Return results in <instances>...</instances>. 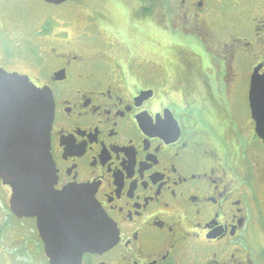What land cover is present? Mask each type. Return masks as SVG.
Listing matches in <instances>:
<instances>
[{
    "label": "flooded vegetation",
    "instance_id": "obj_1",
    "mask_svg": "<svg viewBox=\"0 0 264 264\" xmlns=\"http://www.w3.org/2000/svg\"><path fill=\"white\" fill-rule=\"evenodd\" d=\"M243 1H42L27 29L0 0V70L52 99L43 214L94 225L79 264H264V0ZM10 196L0 180V264H49L44 215Z\"/></svg>",
    "mask_w": 264,
    "mask_h": 264
},
{
    "label": "water",
    "instance_id": "obj_2",
    "mask_svg": "<svg viewBox=\"0 0 264 264\" xmlns=\"http://www.w3.org/2000/svg\"><path fill=\"white\" fill-rule=\"evenodd\" d=\"M42 1L59 5L69 0ZM52 116L49 92L36 88L26 76L0 70V180L11 188L9 205L18 218L48 213L52 221L60 210L49 155ZM257 134L264 136V131L257 129ZM88 209L94 210L92 205ZM37 218L43 220L39 231L49 264H79L81 252L92 248L94 242L88 241L94 226L91 219L81 226H57L47 222L45 215Z\"/></svg>",
    "mask_w": 264,
    "mask_h": 264
},
{
    "label": "rangeland",
    "instance_id": "obj_3",
    "mask_svg": "<svg viewBox=\"0 0 264 264\" xmlns=\"http://www.w3.org/2000/svg\"><path fill=\"white\" fill-rule=\"evenodd\" d=\"M14 3L18 6H20L21 10V17L23 18L26 28L28 29L30 26L29 24L33 22L34 15H39L41 17H44L46 14H49L51 12H54V9H51L47 7L41 0H13ZM80 1V0H78ZM243 2H247V0H244ZM69 4H66L63 6V8L67 7ZM83 13L82 11H79V15ZM115 23H119V18L114 17L113 18ZM60 25H62V21H59ZM79 29L81 28L80 23L77 22L76 24ZM59 28L64 29L66 27L59 26ZM73 32V31H72ZM75 33V30H74ZM155 37L153 36H142V35H135L132 38V48L134 50H141L144 45H149L148 41L155 40ZM27 55L30 56V52L27 50ZM172 55V54H171ZM170 59H174L173 56H170ZM2 203V200H0V204Z\"/></svg>",
    "mask_w": 264,
    "mask_h": 264
}]
</instances>
